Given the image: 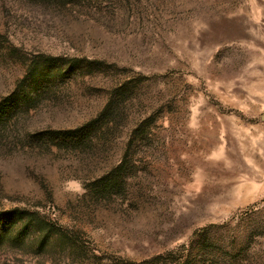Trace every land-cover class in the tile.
I'll return each instance as SVG.
<instances>
[{"label":"rangeland","instance_id":"rangeland-1","mask_svg":"<svg viewBox=\"0 0 264 264\" xmlns=\"http://www.w3.org/2000/svg\"><path fill=\"white\" fill-rule=\"evenodd\" d=\"M11 211L0 264H264V0H0Z\"/></svg>","mask_w":264,"mask_h":264},{"label":"trees","instance_id":"trees-1","mask_svg":"<svg viewBox=\"0 0 264 264\" xmlns=\"http://www.w3.org/2000/svg\"><path fill=\"white\" fill-rule=\"evenodd\" d=\"M39 216L36 214L26 215L24 213H17V211H11L7 213L5 219L3 220L0 226V238L6 235H10L14 227L16 228L18 225H21L20 229L24 231L36 229L41 225H47L45 221H39ZM16 230V229H15ZM9 232V233H8Z\"/></svg>","mask_w":264,"mask_h":264}]
</instances>
